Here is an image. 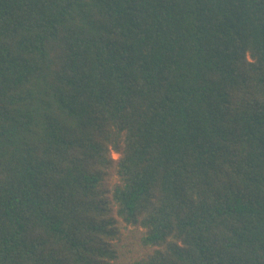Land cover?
Returning <instances> with one entry per match:
<instances>
[{
    "label": "trees",
    "instance_id": "16d2710c",
    "mask_svg": "<svg viewBox=\"0 0 264 264\" xmlns=\"http://www.w3.org/2000/svg\"><path fill=\"white\" fill-rule=\"evenodd\" d=\"M129 226L136 264H264V0H0V264Z\"/></svg>",
    "mask_w": 264,
    "mask_h": 264
},
{
    "label": "rangeland",
    "instance_id": "374dc122",
    "mask_svg": "<svg viewBox=\"0 0 264 264\" xmlns=\"http://www.w3.org/2000/svg\"><path fill=\"white\" fill-rule=\"evenodd\" d=\"M114 158H118L117 153H113ZM143 230L138 227L129 226L124 229L115 247L117 249L116 259L112 264H136L146 252L142 245L141 236Z\"/></svg>",
    "mask_w": 264,
    "mask_h": 264
}]
</instances>
